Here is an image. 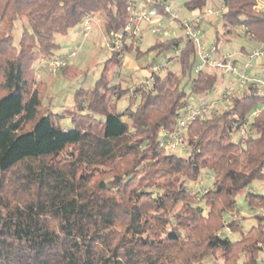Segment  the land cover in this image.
Returning <instances> with one entry per match:
<instances>
[{"label": "trees", "instance_id": "16d2710c", "mask_svg": "<svg viewBox=\"0 0 264 264\" xmlns=\"http://www.w3.org/2000/svg\"><path fill=\"white\" fill-rule=\"evenodd\" d=\"M208 1L184 0L183 7L197 14ZM222 1L224 32L209 21L216 52L236 27L264 41L256 0ZM126 2L0 0V264H264V195L248 190L264 179V110L245 135L236 132V117L264 95L245 91L229 108L190 123L182 131L184 150L160 146V130L175 129L188 97L208 95L217 80L213 72H195L192 41L157 37L146 51L125 44L103 60L93 86L74 90L70 109L51 110L35 64L64 57L54 55L61 48L56 36L86 14H102L105 31L121 30ZM182 42L170 57L177 76L146 73ZM150 52L152 60L140 67L148 82H113L124 56ZM78 71L67 63L57 75L71 79ZM123 96L128 105L118 111ZM201 169L211 173V186L198 194L186 181L196 182ZM245 189L246 205L257 211L247 228L234 213Z\"/></svg>", "mask_w": 264, "mask_h": 264}, {"label": "built area", "instance_id": "2783aa9c", "mask_svg": "<svg viewBox=\"0 0 264 264\" xmlns=\"http://www.w3.org/2000/svg\"><path fill=\"white\" fill-rule=\"evenodd\" d=\"M256 10H264V0H256ZM158 9L161 12H158ZM126 15L123 27L119 31L102 30L103 44L110 52H120L125 44H139L146 33L169 34L174 30L172 23L183 30L185 41H192L196 46V56L199 62L194 66L195 72L204 71L209 68L218 72L221 77L228 76L229 84L216 95H205L197 98V104H187L177 114L175 129L160 130V146L168 153L176 150H184L182 131L193 121L205 119L220 110L230 107L233 97L242 95L245 91L250 95H264V71H252L264 61V41H253L252 35L245 32L243 27L239 31L243 33L248 41L249 47L237 52H222L217 54L213 44L207 45L203 39L205 33L204 24L210 17L220 18L225 11V4L220 0L218 7L205 5L191 19H187L181 12L174 9V0H127ZM165 16L166 21L161 17ZM95 21L93 14H86L81 22L82 35L87 36ZM183 42L173 50L175 59L180 53ZM72 50V55H75ZM167 62H172L167 60ZM66 59L58 56H51L39 61L38 68L42 65L49 73L56 75L60 68L65 66ZM164 66L153 64L151 71L162 72ZM37 68V69H38ZM148 82L147 80H143ZM264 110V100L255 105L243 119L236 117L238 126L236 132L246 134V125L261 111ZM263 214L264 211L260 210Z\"/></svg>", "mask_w": 264, "mask_h": 264}, {"label": "rangeland", "instance_id": "374dc122", "mask_svg": "<svg viewBox=\"0 0 264 264\" xmlns=\"http://www.w3.org/2000/svg\"><path fill=\"white\" fill-rule=\"evenodd\" d=\"M184 0H174V9L182 12L183 15L187 19H191L195 16V14L188 12L183 7ZM208 6L210 7H218L220 5V0H209ZM93 16L95 18V21L92 23L91 29L89 30L86 37H83L82 35V24H77L73 26L72 28L68 29V31L63 35H57L56 39L61 44L60 50L56 52L54 55H63L66 50H69L72 48L75 53L77 54L75 58L73 59V64L76 65L79 68V71L77 75H75L73 78L68 79L64 77H57V79H54V77L57 75H53L49 73L42 65L38 68V64H35V74L39 71H45L47 73L45 80L48 85V97L47 100L50 103H59L61 107L54 106L52 104L51 110L60 112L64 109H70L72 107V98L74 90L82 86L84 88L91 87L94 85L96 79L99 77L102 66H103V60L110 55V51L104 46L103 44V36H102V21H103V15L99 13H93ZM219 24V21L217 22L216 26ZM172 26L174 27V30L171 31L169 34H151L147 33L144 35V38L141 42H139L138 47L142 51H146L147 48L150 46V44L156 39L157 37L166 39V38H175V37H182L183 38V30L181 28H177L175 23H172ZM205 27V26H204ZM207 28V26H206ZM239 27L232 28L230 33H226L222 36L221 40L222 43L220 45V51L221 52H237L239 50V47L241 46H247V38L246 36L239 31ZM20 29L14 28L13 30V38H14V44H17L18 38H19ZM84 39L81 40L82 37ZM91 39L92 42L88 44V40ZM204 40H210L207 39L205 36L203 37ZM227 39V41H225ZM93 49V50H92ZM72 51L69 52V55L64 56L63 58L66 59L67 63H69L70 58H72ZM154 56V53H148L143 54L141 57L136 59L134 55H127L128 58L131 59L132 64L131 66L127 67V62L121 67H117L114 69L115 72H112V78L113 82H121L123 87H132V85L138 83L139 81H142L144 79V72L141 71L140 67L146 65L149 61L152 60ZM173 56V50L162 52L160 55H158L155 59L156 64H161L164 66L162 73L164 77H166L168 74H172L173 76H177L179 74V67L176 63H170L167 62V60H171L170 57ZM44 59V58H43ZM42 59L38 60L41 61ZM72 62V59H71ZM66 63V64H67ZM154 63V64H155ZM136 65V67H135ZM38 68V69H37ZM263 69L264 67L258 68ZM151 71L150 68H148L149 73ZM118 73V74H117ZM214 73L217 75V80L214 84V87L212 88L210 95H216L218 94L225 86L229 84V77L224 76L221 77L217 71L214 70ZM50 88V89H49ZM186 91H188V87L185 88ZM198 99L195 97H188V103L189 104H197ZM128 100L126 96H123L120 98L117 102L116 109L118 111L123 110L128 104ZM63 120H67V118H62ZM234 137H237L234 135ZM177 151V150H176ZM186 184L188 187L192 188V190L198 194L202 192L204 188H208L211 186V173L206 169H201L199 173V177L196 182H190L186 181ZM249 191L263 194L264 195V179H257L254 180L249 186ZM247 192V189L239 192L236 195V208L234 213H238L236 217L238 220H240L241 224L244 228H247L249 225L255 223V219L253 214L257 212L256 210H252L248 208L245 202V193ZM200 204L203 206V202L200 201ZM179 205L177 206V208ZM176 208V209H177ZM229 212H226L224 214L225 218L229 216ZM235 218V216H234ZM226 235L230 238H234L235 234H232L230 232H226Z\"/></svg>", "mask_w": 264, "mask_h": 264}, {"label": "crops", "instance_id": "0c3cea01", "mask_svg": "<svg viewBox=\"0 0 264 264\" xmlns=\"http://www.w3.org/2000/svg\"><path fill=\"white\" fill-rule=\"evenodd\" d=\"M161 20L162 21H166V17L165 16H162L161 17ZM209 21H211L214 25H216L217 24V22L219 21V18L217 19V18H215V17H210V19L207 21V24H204L203 26H205V33L203 34V36L202 37H206L207 39L209 38L210 40L208 41V40H205V42L207 43V45L209 46V45H211V44H213L214 45V43H215V39H213V36H212V27H211V24H209ZM206 26H207V28H206ZM216 29L220 32V33H223L224 32V28L222 27V25H221V22H219V24L216 26ZM147 34V33H146ZM225 35V34H224ZM82 37V36H81ZM84 37V36H83ZM81 38V40L82 39H84V38ZM86 40H88V44H90L91 42H92V40L91 39H86ZM249 47V44H248V41H247V46H245V48H248ZM240 48L241 47H239V50H240ZM73 49L72 48H70L69 50H66V52L63 54V56H67V55H69V52L70 51H72ZM93 50V49H92ZM220 53H222L221 51H217V54H220ZM58 55H60V54H58ZM77 54H75L74 56H72V58L71 57H69L70 58V61H69V63H71V64H73V59L75 58V56H76ZM108 57V56H107ZM106 57V58H107ZM197 57V56H196ZM105 58V59H106ZM71 59H72V62H71ZM123 61H124V63L123 64H126V62H127V67H129V66H131L133 63H132V61H131V59L130 58H128V57H123ZM197 62H199V60L197 59V61H196V63ZM134 65V64H133ZM135 67H136V65H135ZM261 67H264V61L263 62H261L260 63V65L259 66H257L256 68H254L252 71H263V69H258V68H261ZM204 71H207V72H213L214 73V70H212V69H209V68H205L204 69ZM144 72V71H143ZM46 75H47V73L45 72V71H39V72H37L36 73V77L37 78H42V77H46ZM57 77H59V75H56L55 77H54V79H57ZM50 89V88H49ZM52 104L54 105V106H59V107H61V105L59 104V103H51V106H52ZM72 105H73V98H72Z\"/></svg>", "mask_w": 264, "mask_h": 264}]
</instances>
